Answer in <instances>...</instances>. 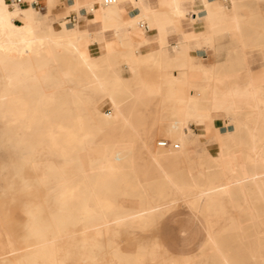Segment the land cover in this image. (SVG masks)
<instances>
[{
    "label": "bare ground",
    "instance_id": "6f19581e",
    "mask_svg": "<svg viewBox=\"0 0 264 264\" xmlns=\"http://www.w3.org/2000/svg\"><path fill=\"white\" fill-rule=\"evenodd\" d=\"M41 1L47 11L55 5L51 0H0V199L22 200L28 221V228L6 229L8 240L0 232V264H66L68 252L80 242L92 253L77 264H145L147 257L163 264L155 252L162 243L158 235L151 236L166 213L160 201L179 184L190 183L199 186L188 200L189 221L203 224V236L197 239L200 231L183 228L180 253L164 264H196L193 259L206 253L209 258L201 264H264V236H258L264 231V137L250 130L248 141H238L241 129L228 132L229 146H222L206 167L172 171L176 159L188 154L187 121L199 118L204 135L215 116L202 107V98L178 97L177 77L166 84L159 77L122 81L130 79L122 74V63L128 72L161 69L167 58L176 70L186 69L185 60L196 54L190 41L200 34L182 31V41L168 40L170 30L181 29L184 21L189 29L209 25L213 45L227 35L242 41L258 20L242 16L246 2L227 0L226 7L211 9L209 0H167L157 10L145 6L147 0H70L66 19L56 27L36 7ZM188 2L194 16L183 9ZM135 8L141 14L125 19L126 10ZM129 25L140 27L130 32ZM154 27L158 46L150 47L147 31ZM135 36H146L147 47L133 49ZM66 80L95 94L102 91L93 117L86 110L88 98L66 91ZM47 85L60 87L61 97H47L41 89ZM224 100V95L214 99L217 104ZM159 101L171 105V122L146 128L141 107ZM178 104H183L181 113ZM155 127L171 145L158 141L155 147L146 138L148 160L140 164L130 139L145 137ZM55 156L64 164L58 166ZM221 160L233 173L217 183L212 177ZM231 200L247 203L248 218L219 232L209 229L217 213L212 203ZM8 215L1 207L0 219ZM120 228L129 229L128 236L101 241Z\"/></svg>",
    "mask_w": 264,
    "mask_h": 264
},
{
    "label": "crops",
    "instance_id": "0c3cea01",
    "mask_svg": "<svg viewBox=\"0 0 264 264\" xmlns=\"http://www.w3.org/2000/svg\"><path fill=\"white\" fill-rule=\"evenodd\" d=\"M69 1L70 0H67L65 3ZM78 1L85 2V0ZM163 1L167 0H147L145 6L158 10L162 8L161 2ZM209 1L211 2V9H215L217 5L226 7L225 2H227V0ZM243 1L246 2V6L240 10L242 16L258 18V20H256L253 25L247 27L245 31L246 35L240 43L233 42L231 35H227L216 45H213L210 35L212 30L209 25L198 23L189 29L185 21L182 23L181 29H172L168 35V40L174 43L182 41V31H191L195 34H200V36L198 35V40L192 39L190 41L196 54H194L193 57L187 58L184 62L188 66L187 70L189 71L186 72L185 69H178L176 71L178 76L177 88L180 91L178 97L187 98L192 96L193 98H202V107L209 108L211 113L215 116L214 122H212L210 128L207 129L204 135H200L204 123L201 122L199 118L196 117L187 121L186 128L188 131L185 148L188 150V154L182 156L183 159L210 160V157L217 155L220 146L227 141L226 135L228 132L236 134L238 129L242 130L241 134H237L236 136V140L238 141H248L251 137L249 134L250 130L253 131V134L257 138L264 137V61L262 60L258 63V70L254 71L247 64L250 51L246 50V48H254L260 51V53H263L264 58V0ZM183 9L194 16L191 3H185ZM225 9L230 13L231 9ZM244 9H249V11L244 12ZM201 12L205 14L204 10ZM140 14V9L135 8L126 10L123 16L125 19H131L135 17V15L137 16ZM89 17H91V14ZM140 26L143 27V24ZM140 26L129 25V31L135 32L136 30L133 27ZM157 32L158 30L156 27L147 31V37L149 39L148 44L150 47L158 46V40L155 38ZM229 37L231 38L232 47L227 49L226 58L217 62H205L210 57L209 53L211 49L217 54L221 53L220 50L225 47L227 43L226 39ZM145 38L146 36H135L132 41V48L138 49L147 47ZM91 48L95 49L96 45L91 46ZM122 48H125V51L128 49L127 47ZM165 60L168 61L167 58H163L162 62ZM122 66V74L125 77H129L130 72H128L129 70L127 69L126 63H122ZM241 74H245V81H238L237 77ZM223 95L225 96L223 104L215 103L214 99H221ZM182 107L183 104L177 105L179 113L183 112ZM213 107H215V109ZM248 108L251 109L247 110ZM244 115L245 117H243ZM224 122L226 127L225 130L222 131L221 129L223 128ZM219 139H222V141ZM201 143L207 147L206 149L208 152H199V150H201L199 144ZM261 144H263V142ZM210 145L217 146L216 153L213 154L210 152L208 148ZM201 155H203V157Z\"/></svg>",
    "mask_w": 264,
    "mask_h": 264
},
{
    "label": "rangeland",
    "instance_id": "374dc122",
    "mask_svg": "<svg viewBox=\"0 0 264 264\" xmlns=\"http://www.w3.org/2000/svg\"><path fill=\"white\" fill-rule=\"evenodd\" d=\"M12 3L14 0H11ZM17 1V0H16ZM55 3L53 7L47 11L46 6L43 5V2H39L36 5L38 9H41L43 12H47L48 15L50 16V19L55 23L56 27H59L60 22L66 19V16L68 12H66V5L65 2L67 0H51ZM244 12H248L249 9H244ZM248 20H256L257 18L253 17H245ZM254 24V23H253ZM252 24V25H253ZM241 41V40H240ZM238 41L237 43H240ZM226 44L225 47H223L220 51V54L215 53L213 49H211L210 57L208 60L205 62L210 63V62H217L219 60H223L226 58V51L230 47H232L231 43V38L226 39ZM247 51H250V55L248 57V62L247 64L254 70H258V63H260L262 60L264 61L263 58V53H260V51L254 49V48H246ZM121 51H125V48H122ZM187 66V65H186ZM188 68V66H187ZM185 69V71H189ZM181 69V68H180ZM176 69L173 64H170L167 60L161 63V69H158L157 67H148V68H135L130 72V79H124L122 80L124 83H131L134 81V78L137 76L143 77V78H161L162 82L166 84L168 81L172 80L171 78L177 77L178 81V76L176 74ZM238 81H245L246 76L245 74H241L238 77ZM66 91H78L81 93V95L84 97L88 98V104L86 105V110L88 113V116L93 117V109H94V104L97 100L102 98V91H100V94H95L92 93L89 89L81 88L76 85L74 81L66 80ZM44 93L47 95V97H56L59 98L61 97V88L60 87H52L50 85H47L46 87L41 88ZM163 91H167V89H164ZM62 106V105H60ZM66 107L65 105L62 106ZM138 107V106H136ZM134 107V108H136ZM197 107H199L197 105ZM141 109L145 111L147 115V119L141 122L142 124L146 125V128H149L153 124H163L167 125L171 122L169 119L171 116V111L172 107L171 105H168L165 102L160 103L155 102L151 104L150 106H142ZM212 124V122H211ZM223 128L221 129L222 131L225 130V123H223ZM221 136V135H220ZM224 136V135H223ZM148 140L153 143L155 147L157 146L158 141L165 140L164 134L159 131L158 127L151 128L147 136H143L141 138L139 137H134V139H130V145L135 148L136 156H137V162L138 163H145L148 160V154L145 149L146 144H149ZM221 138V137H220ZM226 140L221 146H229L230 144V139L226 136ZM143 142H142V141ZM203 140V139H202ZM222 141V139H219ZM145 146H144V144ZM201 147V150H199L200 153H205L208 152L206 149L207 147L204 146L203 143L199 144ZM209 150L211 153H216L217 151V146L216 145H210L208 146ZM229 156L230 154H224V156ZM203 157V155H201ZM213 157V156H211ZM54 162L58 165L61 166L64 164V161L62 158L55 156ZM175 163L176 165L170 166V170L172 171H178V172H183L184 170H189L191 169L194 171V168L196 169H202L203 167H206L210 160L208 159H195V160H188V159H182V157H178L176 159ZM221 162V168L218 170L217 174L212 177V180L214 182H222L229 177H231V174L233 173L228 164H224L225 160L219 161ZM179 163V165H177ZM172 167H174L172 169ZM154 170V169H153ZM207 184L203 185V187H206ZM199 185L197 184H179L178 190H175L173 192H168L166 195V198L162 199L160 202L162 203L163 209L166 211L163 217L159 219V222L157 223V229L155 232L151 233V236L158 235L159 236V242H161V246L157 247L155 252L158 255L157 262L161 261V259L164 261L163 264L167 261L169 262V257L173 255H177L180 252H177L180 250L181 247V231L182 229L186 228L189 231L192 230H198L199 234H195L197 239L203 236L202 228L203 224L201 222H198L196 225H191L190 224V209L188 208L187 204L189 203V199L192 196V193L194 189H197ZM1 201L5 200V202H0V208L3 207L6 210H9V215L6 217V219H0V232L2 233L1 238L2 239H7L6 236V229L8 228H18L20 227L21 229L28 228V221L25 219V215L22 212V205L23 202L22 200H11V197H6V198H1ZM213 206H215L217 213L211 216V220L207 224V227L209 229H212L213 231L219 232L221 230H224L225 228H229L232 225V222H239L241 220H245L248 218L249 215V210H248V205L245 201L242 200H231V201H223V202H213ZM212 221V222H211ZM217 222V223H214ZM260 228L264 229V224L260 223ZM111 229H116L115 227H111ZM127 228H120V230H112L103 238L101 239L102 242H106L109 240V238H124L128 236L130 231ZM258 236H264V231L258 234ZM197 241V240H195ZM182 247H185L184 245ZM182 250V248H181ZM62 253V252H61ZM92 253L91 246L84 244L83 242H80L76 245L75 248L72 249L71 252H68L66 264H77L79 261H81L83 258L87 257ZM189 254H194L196 252H188ZM62 255V254H61ZM199 257V259H198ZM195 257L193 260L196 264H201L202 261H206L209 258V254H203L201 256ZM145 264H152V261L150 260V257H147V261Z\"/></svg>",
    "mask_w": 264,
    "mask_h": 264
},
{
    "label": "built area",
    "instance_id": "2783aa9c",
    "mask_svg": "<svg viewBox=\"0 0 264 264\" xmlns=\"http://www.w3.org/2000/svg\"><path fill=\"white\" fill-rule=\"evenodd\" d=\"M18 2H21V0H17ZM105 1V3H111V2H113V1H115V0H104ZM37 4V3H36ZM70 18L72 19V20H75V13H72L71 14V16H70ZM159 145L160 146H162V147H168V146H170L171 145V143L169 142V141H167V140H162V141H160L159 142ZM174 147H178L176 144L174 145Z\"/></svg>",
    "mask_w": 264,
    "mask_h": 264
}]
</instances>
